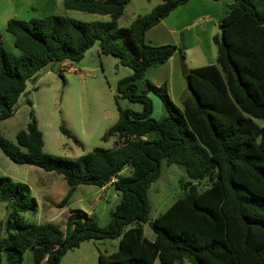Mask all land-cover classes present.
<instances>
[{"label":"trees","instance_id":"obj_1","mask_svg":"<svg viewBox=\"0 0 264 264\" xmlns=\"http://www.w3.org/2000/svg\"><path fill=\"white\" fill-rule=\"evenodd\" d=\"M131 1L62 0L67 11L111 18L97 25L57 15L7 22L6 32L20 54L8 50L0 38V122L16 113L36 71L51 61L79 63L95 45L101 55L132 69L118 90L142 105V111L119 110L117 124L102 138L113 141L111 149L96 148L70 159L44 151L33 103L24 102L31 107L29 123L17 133V144L0 132L6 157L61 175L69 188L58 208L66 207L81 185L114 186L121 200L107 227L82 212L71 213L62 230L51 223L27 222L26 214L38 212L30 186L0 177V201L8 210L0 226V264H24L29 250L36 262L60 264L82 243L111 239H119V251H99V264H264V125L257 123L264 122V0H234L226 9L221 33L213 40L216 64L186 71L189 92L182 109L166 85L157 87L144 78L177 52L184 59V50L151 46L146 33L190 0H162L150 14L121 28ZM151 96L168 110L160 121L153 117ZM164 162L181 166L187 178L179 182L183 196L152 219L149 190ZM208 178L213 184L200 190L195 183ZM144 224L152 229L153 240L145 236Z\"/></svg>","mask_w":264,"mask_h":264},{"label":"rangeland","instance_id":"obj_2","mask_svg":"<svg viewBox=\"0 0 264 264\" xmlns=\"http://www.w3.org/2000/svg\"><path fill=\"white\" fill-rule=\"evenodd\" d=\"M61 1L0 0V38L6 48L16 55L20 54L14 45L13 35L6 32V17L15 13L19 15L16 19L25 21L51 15L65 16L89 25L111 20L109 16L67 11ZM162 3V0L131 1L119 21V26L130 27L139 16L150 14ZM97 49L98 45H95L79 63L67 60L66 66L53 65L46 74L39 77L35 88L28 95L43 135L44 151L48 154L75 159L96 148L111 149L113 141L104 142L102 138L117 124L119 110L142 111V105L131 102L118 90L120 81L133 74L132 69L122 66L115 57L99 54ZM153 100V117L160 121L168 115V110L161 99L154 97ZM30 111L31 107L23 103L12 117L0 122V132L11 143L17 144V133L26 130ZM257 123L264 125L263 121ZM62 128L67 130V134L63 133ZM152 136L157 137L155 134ZM128 172L126 170L124 175ZM0 177H9L30 186L32 196L38 202V212L35 215L26 214L27 222L51 223L62 230H65L71 213L82 212L92 215L99 226L107 227L112 221L111 213L121 200V194L114 186L103 189L81 185L77 187L69 204L58 208L57 204L62 201L69 188L65 179L36 166L15 164L1 149ZM186 178L181 166L167 165L166 162L162 164L161 176L149 190L152 219L167 211L183 196L179 182ZM195 184L200 190H205L213 184V180L208 178ZM7 216V205L0 201V226L5 223ZM143 228L145 236L153 240L154 233L149 224H144ZM2 234L5 235L4 230ZM119 247V239L87 241L79 248L69 251L60 264H99V251L109 254L119 251ZM3 264H7L5 260ZM24 264L46 263L36 262L29 250L24 255Z\"/></svg>","mask_w":264,"mask_h":264},{"label":"crops","instance_id":"obj_3","mask_svg":"<svg viewBox=\"0 0 264 264\" xmlns=\"http://www.w3.org/2000/svg\"><path fill=\"white\" fill-rule=\"evenodd\" d=\"M53 1L60 3L61 0ZM233 2L234 0H190L177 7L146 33V42L149 45H174L186 53L183 59L177 52L166 64L151 68L145 74V79L153 85H166L171 100L180 109L183 107V98L189 92L186 71L216 63L217 49L213 40L215 36L220 35L221 18ZM18 16L15 13L7 16L6 20L8 22ZM97 52L100 54L99 46ZM66 63L67 60L60 65L66 66ZM109 186L111 185L106 187Z\"/></svg>","mask_w":264,"mask_h":264},{"label":"water","instance_id":"obj_4","mask_svg":"<svg viewBox=\"0 0 264 264\" xmlns=\"http://www.w3.org/2000/svg\"><path fill=\"white\" fill-rule=\"evenodd\" d=\"M58 64H61V63H58ZM53 65H57V63H54V62L51 61L50 63H48L47 65L43 66L38 71H36L27 80L26 88H25V90L23 91V93L21 94V96H20V98L18 100L17 107L21 106L28 99L27 94L30 93L34 89L35 84H36L37 80L39 79V77L44 75V74H46L52 68ZM17 107L15 106L14 110H16Z\"/></svg>","mask_w":264,"mask_h":264}]
</instances>
